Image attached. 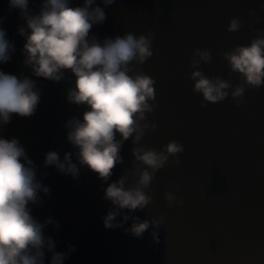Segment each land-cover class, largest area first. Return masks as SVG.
<instances>
[{
	"label": "water",
	"instance_id": "95a60500",
	"mask_svg": "<svg viewBox=\"0 0 264 264\" xmlns=\"http://www.w3.org/2000/svg\"><path fill=\"white\" fill-rule=\"evenodd\" d=\"M38 5L39 0H31L33 10ZM249 9H254L251 16ZM105 11V21L90 30L101 39L128 31L154 34L153 55L137 70L155 80L156 107L146 118L156 128L146 130L141 143L159 149L176 139L184 145L180 163L170 157L156 173L148 189L152 202L135 213L141 219L163 216L159 239H153L151 226L142 237L105 228L106 185L87 167L73 179L43 165L46 151L63 155L71 149L64 125L83 111L66 99L70 75L59 82L33 77L42 93L36 111L28 117L13 114L0 127V135L18 138L38 165V178L50 185L33 214L60 222L58 230L47 229L59 249L75 245L65 264H264V85L246 88L240 105L231 95L212 103L203 102L189 78L193 49L208 48L212 59L201 63L202 71L239 83L221 53L249 43L255 29H264V0H115ZM0 16L16 48L0 68L31 76L23 63L18 11L0 0ZM234 16L241 27L229 32ZM132 147L130 140L122 146L124 164L115 166L111 179L132 166ZM169 190L181 203L167 204L164 193Z\"/></svg>",
	"mask_w": 264,
	"mask_h": 264
},
{
	"label": "clouds",
	"instance_id": "9594fccd",
	"mask_svg": "<svg viewBox=\"0 0 264 264\" xmlns=\"http://www.w3.org/2000/svg\"><path fill=\"white\" fill-rule=\"evenodd\" d=\"M114 2L39 0L38 10H33L31 0H8L9 9L17 10L23 21L17 31L24 40L23 63L32 75L18 76L0 68V127L13 114L28 117L36 111L42 93L33 77L59 82L70 75L66 99L82 106L83 111L64 125L71 149L63 155L55 149L46 151L43 165L54 166L73 179L87 167L106 185L102 198L109 207L102 217L104 227L124 228L142 237L151 226V235L158 240L163 216L141 219L135 213L152 202L148 189L156 173L170 157L172 163L179 164L178 154L184 151V145L176 139L159 149L141 143L146 130L156 128L146 118V113L156 107L155 80L137 70L153 55L154 34L128 31L101 39L91 32L105 21V8ZM253 13L254 9H249V15ZM4 19L0 16V65L16 51L3 27ZM241 23L239 17H232L227 31H238ZM254 31L256 35L249 43L221 53L230 74L238 75L236 84L219 75H206L199 66L209 63L212 53L208 48L193 49L189 78L203 102L216 103L231 95L240 105L246 88L264 85V29ZM129 140L133 145L132 166L111 179L115 166L124 164L121 149ZM49 192L50 185L38 178V165L18 138L0 135V264H65L75 251L71 243L59 249L57 240L47 231L50 225L55 230L60 228L55 217L41 220L33 214V206H39ZM164 198L169 206L181 203L171 190L164 193ZM129 220L131 223L124 227Z\"/></svg>",
	"mask_w": 264,
	"mask_h": 264
}]
</instances>
